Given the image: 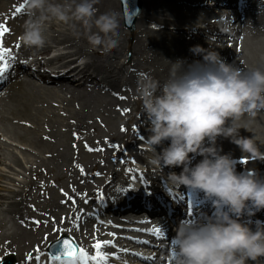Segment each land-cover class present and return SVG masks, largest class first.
Masks as SVG:
<instances>
[{"label":"bare ground","instance_id":"1","mask_svg":"<svg viewBox=\"0 0 264 264\" xmlns=\"http://www.w3.org/2000/svg\"><path fill=\"white\" fill-rule=\"evenodd\" d=\"M139 2L141 10L131 41L121 24L118 46L105 51L89 45L87 31L77 22L54 20L46 26L43 49L25 48L19 35L27 16L24 10L16 12L23 0L0 1V25L8 28L0 41L8 49L5 60L9 65L0 77V83H6L0 92V133L7 139L0 141V164L8 161L9 166L19 167L24 170L22 175L26 174L18 191L0 194V264H57L49 255L43 262L37 259L47 254L51 243L60 237L93 255L96 242L111 241L100 251L107 257L129 254L136 264H161L158 258L149 260L148 254L167 251L165 258L173 264L172 238L177 224L185 219L180 211V219L159 237L144 234L131 224H143V219L118 217L115 230L92 224L93 214L106 210L113 216L136 212L139 177L148 179L153 172L141 161V152L146 151L141 145H145L149 133L137 98V74L148 73L163 83L169 76V61L202 60V54L190 51L196 46L202 48L196 51L218 52L223 60L243 71L264 69V0ZM120 6V0H97L95 5L97 15L115 11L122 23ZM160 20L164 26L157 31L153 24ZM222 22L230 26L229 32L220 30ZM54 48L65 52L50 56ZM43 55L45 60L40 59ZM16 57L25 64L18 65ZM128 122L132 125L122 131ZM239 124V136L252 137L264 152V111L255 118L245 115ZM167 143L157 146V151ZM216 145L222 149L221 154H231L237 161V172L252 168L264 177V160H241L243 154L230 138L218 137ZM18 146L28 154L14 155L11 148ZM200 159L196 156L192 163ZM134 163L142 168V174L132 181L128 177ZM113 166H117L116 171ZM171 171L178 174L181 168H164L162 174ZM153 178L152 188L160 187L158 176ZM121 185L126 189L120 193ZM118 202L121 205H115ZM89 210L92 212L87 213ZM253 211L252 216L243 215L240 220L254 229L257 220L264 221V209ZM208 212L206 208L191 219ZM259 259L264 264V258Z\"/></svg>","mask_w":264,"mask_h":264},{"label":"clouds","instance_id":"2","mask_svg":"<svg viewBox=\"0 0 264 264\" xmlns=\"http://www.w3.org/2000/svg\"><path fill=\"white\" fill-rule=\"evenodd\" d=\"M96 3L23 0L27 18L20 43L28 49H43L49 21H74L87 31L93 49L116 48L121 19L115 11L97 15ZM220 30L227 33L230 26L222 22ZM197 48L190 51L202 54V60L169 61V76L163 83L145 72L138 73L136 81L149 133L144 138L145 149L151 153L148 164L159 173L164 168H181L178 174L169 172L166 182L198 190L212 208L210 215L177 224L172 238L173 264H260L264 221L257 220L253 229L240 218L264 209V177L252 168L237 172V161L231 154H221L216 141L221 136L230 138L243 154L241 160H264L257 142L238 133L242 117L255 118L264 111V69L243 71L218 52ZM165 141L167 146L157 151ZM196 156L202 159L193 164Z\"/></svg>","mask_w":264,"mask_h":264},{"label":"rangeland","instance_id":"3","mask_svg":"<svg viewBox=\"0 0 264 264\" xmlns=\"http://www.w3.org/2000/svg\"><path fill=\"white\" fill-rule=\"evenodd\" d=\"M2 3H5V0H0ZM140 1V0H139ZM120 4H121V1H120ZM121 6H122V4H121ZM120 6V7H121ZM140 10H141V5H140V2H139V14H140ZM121 17H122V29L124 30V32L127 34V35H129L127 38H128V41H131V33H133L134 32V27H135V22H136V19L138 18V16H139V14L137 15V17H136V19H135V22H134V26H133V28L132 29H129L128 27H126V25H125V18H124V15H123V8L121 7ZM161 23V25H159V27H158V25L157 24H160ZM163 26H164V24H163V22H162V20H160V21H156V24H155V22H154V24H153V27L157 30V31H160L162 28H163ZM159 29H158V28ZM184 30H186V29H184ZM229 45L230 44H228L227 45V48L229 47ZM58 50H60V48H54V49H52L51 50V54H50V56H54V57H58V56H60V55H62L65 51H58ZM127 57H129V56H127ZM18 60H20L19 59V57L17 58ZM31 60H33V59H35V58H30ZM40 59L41 60H45L46 59V56H41L40 57ZM130 58H127L126 60L128 61ZM77 63H81V62H77ZM6 86V83L5 84H3V85H1L0 86V92H1V90L4 88ZM137 105V102L135 103V105L133 106V107H135ZM139 105H141L142 106V103H140ZM132 125V122H128L127 124H125V125H123V127H122V131H124L125 129H126V127L127 126H131ZM0 141H2V142H7V139L5 138V137H3V135L0 133ZM13 145H17L16 143H13ZM142 147H145V145H141ZM13 149V150H12ZM11 150L13 151V153H14V155L15 154H18V152L19 153H22V155H27L28 153H26L24 150H23V148L21 147V146H18V147H13V148H11ZM10 150V151H11ZM151 155V153H148V152H146V151H142L141 152V161L143 162V161H145L146 163H148V157ZM19 157H22L21 156V154H19ZM5 164V165H4ZM2 163V164H0V194L1 195H5L6 193H7V191H5V190H8V191H18L19 190V182H21V181H23V177H25L26 176V174H25V176H23L22 175V173H24L23 171V169H21V168H19V167H16V166H14V165H11V166H9V163H8V161H5V163ZM117 170V166H113V171H116ZM95 207V205L94 204H92V208H94ZM95 209V208H94ZM96 209H97V207H96ZM92 211L91 210H89V212L87 211V213H91ZM86 213V214H87ZM94 216V219H93V221H92V224H94L95 226H97L98 228H105V227H109V228H111V229H113V230H115L116 228H117V226H118V224H119V222L117 221V219H118V217H111V216H108V215H106V214H100V215H96V214H93ZM136 217H138L139 218V216H131L130 218H136ZM134 222H132V224H133ZM135 226L137 225V224H134ZM110 237V236H109ZM61 238H63V237H60V238H58V239H61ZM65 238V237H64ZM57 239V240H58ZM67 239V238H66ZM69 240V239H68ZM171 240V239H170ZM166 253L164 252V255H165ZM163 257H165V256H163ZM161 258V257H160ZM12 262H10V263H7V264H11ZM163 264V263H162Z\"/></svg>","mask_w":264,"mask_h":264},{"label":"snow or ice","instance_id":"4","mask_svg":"<svg viewBox=\"0 0 264 264\" xmlns=\"http://www.w3.org/2000/svg\"><path fill=\"white\" fill-rule=\"evenodd\" d=\"M23 10H24L23 4L16 8L17 13H21ZM7 31H8L7 27L0 25V38H2L3 35ZM7 54H8V49L4 48L2 41H0V77H2L4 75V73L6 72V70L9 67L8 62L5 60V56ZM153 232L158 237L163 235V233L161 232V229H159V228L153 229ZM111 243H112L111 241H98V242H96L94 245L95 249L97 250L96 255L89 257L83 249H78V250L75 249L74 246L72 245V243L68 239H65L63 241V249H64L63 255L70 258L69 264H74L77 253H79V256L82 258V264H87V262L89 260H91L93 262H97V261H105L106 262L107 256L103 252H101L100 249L104 245H109ZM171 258L174 259V255ZM53 259L59 261V260H61V255H56L53 257Z\"/></svg>","mask_w":264,"mask_h":264},{"label":"water","instance_id":"5","mask_svg":"<svg viewBox=\"0 0 264 264\" xmlns=\"http://www.w3.org/2000/svg\"><path fill=\"white\" fill-rule=\"evenodd\" d=\"M125 17V25L133 28L134 21L139 14V0H121Z\"/></svg>","mask_w":264,"mask_h":264}]
</instances>
